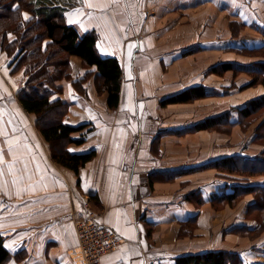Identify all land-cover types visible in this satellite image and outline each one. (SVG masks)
Masks as SVG:
<instances>
[{
	"label": "crops",
	"instance_id": "obj_1",
	"mask_svg": "<svg viewBox=\"0 0 264 264\" xmlns=\"http://www.w3.org/2000/svg\"><path fill=\"white\" fill-rule=\"evenodd\" d=\"M64 15L79 34L95 32L101 57L119 62V103L108 108L95 75L81 82L86 94H79L73 83L93 69L69 57L71 79L57 81L61 91L51 99L68 105L65 124H85L73 135L82 144H70L69 152L95 151L75 174L52 161L34 115L17 98L25 80L23 67L14 70L18 51L8 56L0 47V233L9 252L4 264H84L74 225L87 216L85 205L99 226L122 240L101 264H175L182 255L218 250L237 253L242 264H264V232H233L255 229L246 218L253 196L213 210L209 197L239 176L203 167L220 158L258 155L264 146L254 142L256 124L246 131L235 124L229 134L193 129L264 95V85L230 88L247 81L245 74L210 72L221 63H249L248 52L264 45V0H78ZM232 22L239 25L237 37ZM198 86L208 90L206 98L160 104ZM250 181L264 182V175ZM193 194L201 206L188 200H196ZM197 212L193 235L179 239L181 221Z\"/></svg>",
	"mask_w": 264,
	"mask_h": 264
},
{
	"label": "trees",
	"instance_id": "obj_2",
	"mask_svg": "<svg viewBox=\"0 0 264 264\" xmlns=\"http://www.w3.org/2000/svg\"><path fill=\"white\" fill-rule=\"evenodd\" d=\"M76 3L78 0H0V47L8 56L18 51L14 58L17 60L14 70L23 67L25 80L16 95L22 108L34 115V126L48 144L52 161L78 174L94 158L95 151L71 153L67 149L70 144H82L83 138L77 139L73 135L81 131L85 124L71 126L63 122L68 105L60 99H51L52 95L61 91L56 82L71 79L69 57L76 56L82 62L83 68H92L93 72H87L81 81L73 83L75 90L81 95L86 94L81 88V82L95 75L97 92L107 93V106L115 109L119 103L121 69L116 58L101 57L98 54L94 31L79 34L73 26L66 23L64 13ZM26 14L30 15L29 19H25ZM235 25L236 28L233 22L230 24L233 37H237L239 32V25ZM9 33L15 35L12 42L7 39ZM248 56L251 60L245 66L221 63L210 69V72L222 76L231 71L234 77L245 74L247 81L230 85V88L240 91L264 85V45L251 49ZM208 95V90L203 86L190 87L175 96L163 99L160 104L165 107L170 104L189 103ZM235 124L242 131L256 124L254 142L264 146V95L252 98L243 105L231 107L217 117L207 118L193 129L229 134ZM203 167L239 176L238 182L209 197L213 210L226 206L232 208L245 195L253 196L246 218L256 223L255 229L251 231L240 227L233 232H245L255 236L264 232V182L250 181L253 176L264 175V149L253 158L225 157ZM193 196L196 200H188L201 206L199 196L198 199L194 194ZM197 216L198 212L181 221L177 233L179 239L193 235ZM8 255L9 252L4 247V237L0 233V264H4ZM175 264H242V261L237 253L218 250L182 255L175 258Z\"/></svg>",
	"mask_w": 264,
	"mask_h": 264
},
{
	"label": "built area",
	"instance_id": "obj_3",
	"mask_svg": "<svg viewBox=\"0 0 264 264\" xmlns=\"http://www.w3.org/2000/svg\"><path fill=\"white\" fill-rule=\"evenodd\" d=\"M87 216L75 221L77 245L84 264H101L104 257L116 251L122 240L107 228L99 226L85 205Z\"/></svg>",
	"mask_w": 264,
	"mask_h": 264
},
{
	"label": "snow or ice",
	"instance_id": "obj_4",
	"mask_svg": "<svg viewBox=\"0 0 264 264\" xmlns=\"http://www.w3.org/2000/svg\"><path fill=\"white\" fill-rule=\"evenodd\" d=\"M89 6H91V5H89ZM73 15H79V12H76V13H74ZM25 19H28V17L25 16Z\"/></svg>",
	"mask_w": 264,
	"mask_h": 264
}]
</instances>
